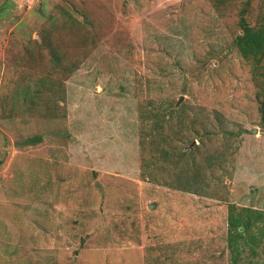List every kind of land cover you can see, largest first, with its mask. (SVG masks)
<instances>
[{
  "label": "rangeland",
  "instance_id": "374dc122",
  "mask_svg": "<svg viewBox=\"0 0 264 264\" xmlns=\"http://www.w3.org/2000/svg\"><path fill=\"white\" fill-rule=\"evenodd\" d=\"M214 3L0 0V264L231 263V206L264 211L235 43L264 0Z\"/></svg>",
  "mask_w": 264,
  "mask_h": 264
},
{
  "label": "trees",
  "instance_id": "16d2710c",
  "mask_svg": "<svg viewBox=\"0 0 264 264\" xmlns=\"http://www.w3.org/2000/svg\"><path fill=\"white\" fill-rule=\"evenodd\" d=\"M214 4L220 8L226 0H214ZM249 5V1L246 3ZM239 25L242 32L235 37L236 46L241 55L253 65V77L259 87L258 98L260 112L264 125V16L252 25L244 9L240 15ZM157 125L166 127L171 122L178 109L173 104H161L156 101ZM264 243V211L244 207L240 210L231 206L228 216V246L231 251L230 264H247L245 253L250 257L258 256V248ZM248 264H257L254 261Z\"/></svg>",
  "mask_w": 264,
  "mask_h": 264
},
{
  "label": "water",
  "instance_id": "95a60500",
  "mask_svg": "<svg viewBox=\"0 0 264 264\" xmlns=\"http://www.w3.org/2000/svg\"><path fill=\"white\" fill-rule=\"evenodd\" d=\"M184 99V96L182 95L181 97H180V99H179V101L176 103V106H179L180 105V103H181V101ZM195 143V142H194Z\"/></svg>",
  "mask_w": 264,
  "mask_h": 264
}]
</instances>
